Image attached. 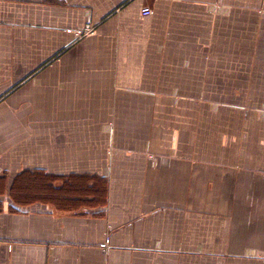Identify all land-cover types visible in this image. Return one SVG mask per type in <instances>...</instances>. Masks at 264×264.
<instances>
[{"label":"crops","instance_id":"crops-1","mask_svg":"<svg viewBox=\"0 0 264 264\" xmlns=\"http://www.w3.org/2000/svg\"><path fill=\"white\" fill-rule=\"evenodd\" d=\"M0 203V264H264V0H0Z\"/></svg>","mask_w":264,"mask_h":264},{"label":"trees","instance_id":"trees-1","mask_svg":"<svg viewBox=\"0 0 264 264\" xmlns=\"http://www.w3.org/2000/svg\"><path fill=\"white\" fill-rule=\"evenodd\" d=\"M33 181H18L14 184L12 196L16 202L19 203H29L37 199L45 200L44 194H55V187L51 183V176H33ZM75 190H78L75 189ZM54 202L58 201V197L49 198ZM13 211L16 210L15 207H11ZM1 210V203H0Z\"/></svg>","mask_w":264,"mask_h":264},{"label":"built area","instance_id":"built-area-1","mask_svg":"<svg viewBox=\"0 0 264 264\" xmlns=\"http://www.w3.org/2000/svg\"><path fill=\"white\" fill-rule=\"evenodd\" d=\"M141 12L144 16H148L152 13V8L150 6H144ZM92 32H93V28L89 24L86 25V27L84 28V33H92Z\"/></svg>","mask_w":264,"mask_h":264},{"label":"rangeland","instance_id":"rangeland-1","mask_svg":"<svg viewBox=\"0 0 264 264\" xmlns=\"http://www.w3.org/2000/svg\"><path fill=\"white\" fill-rule=\"evenodd\" d=\"M18 184H19V182H18Z\"/></svg>","mask_w":264,"mask_h":264}]
</instances>
